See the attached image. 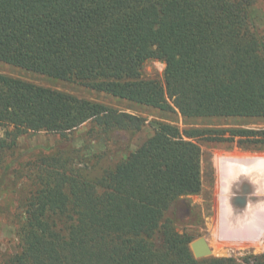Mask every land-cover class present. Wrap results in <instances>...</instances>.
<instances>
[{
  "label": "trees",
  "instance_id": "1",
  "mask_svg": "<svg viewBox=\"0 0 264 264\" xmlns=\"http://www.w3.org/2000/svg\"><path fill=\"white\" fill-rule=\"evenodd\" d=\"M256 2L0 0V62L186 122L264 120V16ZM153 60L165 65L162 80L143 75ZM146 121L0 74V188L21 158V136L66 138L91 123L113 140ZM207 131L155 122L150 138L127 155L118 150L115 166L94 178L71 146L21 163V249L0 264H264V253L195 258L192 237L168 216L202 189L196 140ZM222 132L209 133L211 141L264 147V130Z\"/></svg>",
  "mask_w": 264,
  "mask_h": 264
},
{
  "label": "rangeland",
  "instance_id": "2",
  "mask_svg": "<svg viewBox=\"0 0 264 264\" xmlns=\"http://www.w3.org/2000/svg\"><path fill=\"white\" fill-rule=\"evenodd\" d=\"M256 6L264 16V0H257ZM164 68L165 65L160 61H149L144 67L143 75L145 78L162 80ZM0 74L80 98L102 102L147 120L142 131L133 135L115 136L113 140L97 133L91 123L83 124L66 138L47 133H29L21 136L18 139L17 151L22 154L21 158L17 160L13 169L6 173L0 188V263L21 249L18 230L23 215L21 204L26 186L23 179L15 174V170L20 169L21 163H25L39 153L51 154L59 148L71 146L76 153L78 152L80 158L87 162L88 174L92 178L99 177L104 170L113 168L118 162L119 157L116 154L118 150L127 155L150 138L155 122H168L178 126L181 131L191 127L208 130L207 134L196 140L202 152V189L196 195L177 200L168 212L177 231L191 236V244L200 238H205L212 251L211 257L242 259L252 254L264 253V216L259 219L260 221L257 219L259 226L249 227L251 230L248 232L242 226L245 223H241L245 210L236 209L240 204L245 208L251 197L248 193L253 192L255 188L249 175L242 172L245 169H254L257 164L264 162V147H244L238 143L211 141L212 137L217 136L214 131H223L221 136L229 138L228 130L232 128L264 130V120L198 119L186 122L179 113L169 115L159 113L151 108L99 94L75 83L51 79L2 62H0ZM3 135L4 131L0 128V136ZM234 168L239 169L235 172L236 181L227 191L226 178ZM247 188L251 189L248 193ZM235 219L240 222L239 226L232 225ZM235 231L238 232L237 236L234 235ZM251 231L255 232L257 239H248Z\"/></svg>",
  "mask_w": 264,
  "mask_h": 264
},
{
  "label": "crops",
  "instance_id": "3",
  "mask_svg": "<svg viewBox=\"0 0 264 264\" xmlns=\"http://www.w3.org/2000/svg\"><path fill=\"white\" fill-rule=\"evenodd\" d=\"M254 167V166H252ZM248 169H245L244 171H247ZM264 183V181H263ZM259 191V189L256 190V188H254L253 192H249L248 195H251L250 200L248 201V204L245 206V208H243V206H238L236 207V209H242L245 210V215L243 217V221L241 223H245L244 225H247V227L245 226V230H249V227H253V228H257L259 226V222H256L257 219L258 221H260V218H263L264 216V194L257 192ZM230 224L228 223L227 226H229ZM232 225L234 226H239L240 222H237L235 219V222L232 223ZM244 225H242L244 227ZM248 231V232H249ZM236 233V231L234 232ZM238 233V232H237ZM234 234V235H238V234ZM249 237L248 239H252L255 240L257 239V236L255 234V232L251 231L250 234H248Z\"/></svg>",
  "mask_w": 264,
  "mask_h": 264
},
{
  "label": "flooded vegetation",
  "instance_id": "4",
  "mask_svg": "<svg viewBox=\"0 0 264 264\" xmlns=\"http://www.w3.org/2000/svg\"><path fill=\"white\" fill-rule=\"evenodd\" d=\"M237 170H239V169H237V168L232 169L231 172L228 174V176H227V178H226L225 188H226L227 191H228V189H229V186H230L233 182L236 181L235 176H236L237 174H235V172H236ZM242 173L248 174L249 177L251 178V180H252V182H253L254 187L256 188V190L259 189V191H257V192H260V193L264 194V183H263V181H264V175H262V174L259 173L257 170H255V168H254V169H248L247 171H244V172H242ZM248 175H247V176H248ZM226 186H227V187H226ZM243 190H244V189H242V191H243ZM246 190H247V193H248L249 191H251L250 188H247Z\"/></svg>",
  "mask_w": 264,
  "mask_h": 264
},
{
  "label": "water",
  "instance_id": "5",
  "mask_svg": "<svg viewBox=\"0 0 264 264\" xmlns=\"http://www.w3.org/2000/svg\"><path fill=\"white\" fill-rule=\"evenodd\" d=\"M192 252L197 259L211 257L212 251L205 238H200L191 244Z\"/></svg>",
  "mask_w": 264,
  "mask_h": 264
},
{
  "label": "bare ground",
  "instance_id": "6",
  "mask_svg": "<svg viewBox=\"0 0 264 264\" xmlns=\"http://www.w3.org/2000/svg\"><path fill=\"white\" fill-rule=\"evenodd\" d=\"M261 163V162H260ZM225 165V164H224ZM223 165V166H224ZM225 168V166L223 167V169ZM255 170H257L259 173H261L262 175H264V162L261 163V164H257L256 167H255ZM223 183H224V180H223ZM244 225V224H243ZM246 225H244V228H245ZM251 230V229H250ZM237 233V231H236ZM245 234V233H244Z\"/></svg>",
  "mask_w": 264,
  "mask_h": 264
}]
</instances>
